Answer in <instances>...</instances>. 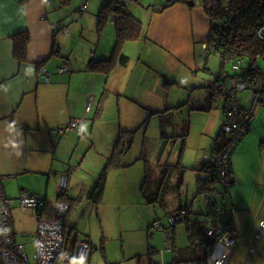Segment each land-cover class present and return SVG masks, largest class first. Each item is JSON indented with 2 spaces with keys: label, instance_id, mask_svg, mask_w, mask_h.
<instances>
[{
  "label": "crops",
  "instance_id": "0c3cea01",
  "mask_svg": "<svg viewBox=\"0 0 264 264\" xmlns=\"http://www.w3.org/2000/svg\"><path fill=\"white\" fill-rule=\"evenodd\" d=\"M110 1L76 0L77 4L71 6V0L67 5L62 6L59 0H0V175L3 178L2 187L6 197L10 198L3 185L6 180H16L18 186H21L17 188L19 191L29 189L28 192L45 198L50 203L56 200L68 202L70 209L64 224L66 232L70 231L69 237L73 239V243L64 248L67 253L73 249L76 239L89 244L92 250L95 249L91 239L94 233L92 228L96 222L101 224V205L105 202L106 193L103 189L102 198L100 197L98 201L94 200L91 197L97 184L95 177L81 183L78 175L80 171L77 167L65 169L62 164L58 167L54 166L52 162L57 155L56 152L48 154V159L43 156L46 160L40 164L43 160L40 158L41 154L51 151L54 145L56 148L53 151H56L64 146L68 147L72 141L81 139L83 134L80 130L88 129L86 122L90 121L94 108H96L94 117L98 115L99 106H101L99 99L105 93L116 95L120 100L119 104L123 102L125 107L128 104L131 107V113L135 112L134 110H140L143 113L148 111L153 117L164 112L170 115L169 110L177 109L179 106L174 104L169 106V100L165 98L163 88L178 84L179 80L174 79L178 78V71L186 70L196 74V71L200 70L201 59L203 58L204 62L207 60L202 46L207 44L210 22L200 9L197 10L194 7V4L188 5L186 2L179 1L165 8L167 0L164 5L157 3L151 5L146 0H128L124 9L140 22L139 38L125 42L120 47L113 62L114 67L107 74L90 70L89 63L110 58L114 50L115 27L109 19L101 23L99 15ZM197 1L200 2V0ZM72 20L73 24L69 29L67 24H71ZM63 28L67 29L66 34L60 32ZM91 31L92 38L89 41L86 36ZM207 31L208 36L205 41ZM21 32H26L28 35L25 55L22 59L14 55V37ZM77 34L89 45L80 58L77 56L71 65L68 58L64 55L62 57V53L53 55L54 44L59 45L57 41H61L64 45ZM54 56L63 59L61 64L57 62L59 66L56 68L54 65H49L51 61H54L52 60ZM124 56L125 64L117 63L118 59ZM61 66L67 67L69 72L58 74L56 69ZM201 68L205 71L209 70L206 65ZM42 70L50 74L49 83L40 78ZM221 72V70L214 71L213 82ZM233 75L235 74L229 77ZM234 79L236 80V78H229V83H233ZM262 81L264 84V79ZM146 87L151 88L152 94L157 99L147 98V91L143 90ZM94 88H99L100 96L95 93ZM209 94L207 87L206 95L200 100L202 104L193 105L190 109L199 111L196 108L208 107V105L211 108L213 102L219 100L215 97L211 98ZM236 95L239 107L243 109L248 107L251 97L249 92H239ZM88 102L90 106L87 110ZM219 102L221 103L219 114L221 126L224 114L223 102ZM133 115L139 118L142 116ZM73 119L82 121L79 129L60 135L59 131L65 129L69 121ZM120 131L121 129L115 128L107 130L105 141L110 144L108 156L112 154V147ZM219 131L220 127L212 136L210 150L208 153L205 152V155L209 154L215 143L219 141ZM231 156L229 180L231 185L226 200L233 208L231 217L239 232V244L241 242L242 245L251 244L249 247L251 250L260 245L264 231V229L260 230V222L264 219V104L257 106L253 122ZM202 161L193 167V170L201 174L197 176L196 181L207 177L201 169ZM184 169L185 167L182 170ZM63 175L68 176V184L67 191L61 197L58 186L60 177ZM43 176L48 177L51 189L47 188V183L44 189H41L42 185L37 178ZM29 178H34L40 186L38 187ZM172 178L173 175L168 179L172 181ZM180 179L182 181L180 180L179 185L177 182L172 194L176 195V204L168 208L166 207L168 202L163 200L165 205L162 208L166 213L168 212V219L180 209V205L191 203L187 197L184 199L181 195L183 176ZM194 194L201 199L203 197L197 194V189ZM171 202L169 201V204ZM192 205V203L191 206L189 205L188 219L193 212ZM13 210L17 212L18 209L14 207L11 212ZM18 211L21 213L20 210ZM195 215L199 216L198 213ZM201 215L204 216L203 213ZM154 222L162 225L159 220ZM12 223L14 225L13 219ZM175 227L176 225L172 229ZM34 233L35 230L32 233L33 236ZM252 233H254V239ZM257 235H259L258 239L255 238ZM15 240L20 244L16 238ZM21 245L25 247V244ZM261 248H264V244ZM72 261L76 260L59 261L58 264H69Z\"/></svg>",
  "mask_w": 264,
  "mask_h": 264
},
{
  "label": "rangeland",
  "instance_id": "374dc122",
  "mask_svg": "<svg viewBox=\"0 0 264 264\" xmlns=\"http://www.w3.org/2000/svg\"><path fill=\"white\" fill-rule=\"evenodd\" d=\"M146 1L151 5L156 3L164 5L165 3V0ZM195 1L194 7L203 12L202 6L197 0ZM70 4L71 6L76 5V0H72ZM72 24L73 20L71 24H67V27L70 29ZM207 30L209 31L208 27ZM208 31L205 33V41ZM86 37L90 41L92 31ZM57 43L62 57L64 55L65 58H68L71 65L74 63V59L77 56L80 58L89 47L79 34L72 36L71 40L64 45L61 41H57ZM206 59V62L203 58L201 59L203 64L201 63L200 70H197L196 74L186 70L178 71V78H174L179 80L178 84L163 88L165 98L169 100V106L173 104L179 106L177 109L169 110L170 115L164 112L153 117L148 111L143 113L140 110V112L134 110L135 112L131 113V107L128 104L125 107L123 102L119 104L120 100L116 95L105 93L99 99L101 106H99L98 115L94 117L96 112V108H94L89 118L90 121L86 122L89 126L88 129L80 130V133L83 134L81 139L72 141L68 147L64 146L56 151H53L56 148L54 145L51 151L41 154L40 158L43 160L40 164L48 159V154L56 152L57 155L52 162L54 166L58 167L59 164H62L65 169L77 167L80 171L78 175L81 183L88 182L93 177H95L96 183L102 172L106 178L104 184L106 199L101 205L102 221L101 224L96 222L92 228L94 233L91 239L95 249L93 248L90 258L88 257V263L76 260L69 264H169L172 261L185 260L180 259L183 257L186 259L202 257L205 247L203 229L206 227V219L204 216H200L204 212L202 199L194 194L197 189L195 181L201 174L193 170V167L200 163L205 156L204 153H208L210 150L212 136L220 127L221 103L214 101L208 112L190 108L193 105L202 104L200 100L206 95L209 83L214 80V71L221 70L229 75L235 74L231 70L232 63H225L224 67H221L220 59L213 54ZM52 60L54 61L50 60L49 65H54L56 68L63 59L54 56ZM258 64L264 74V61L259 59ZM204 65L209 67L208 71L202 70L201 67ZM143 90L147 91V98L157 99L152 94L151 88L146 87ZM94 91L100 96L99 88H94ZM133 114L142 116L139 118ZM111 128L132 132L133 139L129 150L119 160L121 167H110L104 171L106 160L110 157L108 156L110 144L105 141L106 133ZM185 132L187 136L184 137L183 144L182 136ZM179 160L180 165L185 169L182 172L177 167H173L166 176L170 178L173 175L172 181L163 184L161 193L164 196L163 200L168 202L166 207L170 208L172 204H176V195H172L174 194L173 188L183 176L181 195L184 199L187 197L193 204V212L189 217L190 220L188 219L189 222H179L172 229L168 227V212L166 213L165 209L157 203L149 204L140 190L143 187L145 175H147L144 191L146 196L153 198L159 192V185L162 183V167L165 169V164H176ZM49 164L51 165V163ZM29 179L38 187L40 186L34 178ZM23 180L26 181V179ZM37 180L42 185L41 189H44L46 183L47 188L51 189L47 176L37 178ZM3 186L8 197H18L19 189L17 188L21 186H18L16 180H6ZM169 201L172 202L169 204ZM191 203L188 205L191 206ZM16 206L17 202L12 208ZM21 213L18 210L17 212L13 210L10 213L14 220L15 238L20 244H25L28 262L34 264L32 233L35 230V222L31 216H28L29 214ZM197 213L198 217L195 215ZM196 218L199 222L194 224L193 230H191L193 235V241H191V231L189 232L187 227L193 222L192 219ZM156 220L162 223L163 231H157L152 227ZM200 227L203 229L201 230ZM252 235L254 239V233ZM263 244L264 231L261 235L260 245L254 251L249 248L251 244L242 245L241 242L232 253L228 264H264V248H261ZM168 248L172 251L169 252Z\"/></svg>",
  "mask_w": 264,
  "mask_h": 264
},
{
  "label": "built area",
  "instance_id": "2783aa9c",
  "mask_svg": "<svg viewBox=\"0 0 264 264\" xmlns=\"http://www.w3.org/2000/svg\"><path fill=\"white\" fill-rule=\"evenodd\" d=\"M188 1V0H186ZM115 6H124L128 0H115ZM85 8V7H83ZM116 16L109 17V21L114 24ZM225 25V24H223ZM67 33V29L60 31ZM258 37L264 40V26L256 31ZM204 53L210 50L207 44L203 45ZM232 62V69L241 72L246 67L243 58H236ZM58 74H65L69 69L65 66L57 68ZM226 74H222L219 82L210 84L213 96L223 102L224 115L223 123L220 126L222 141L215 144L210 153L203 156L204 165L209 167L213 173L210 178L214 181L212 188L203 193L202 202L204 206V218L206 227L204 235L206 238L202 257L187 261H172L169 264H228L232 253L239 244V232L232 222L233 208L227 203L228 191L230 188L231 175V155L235 152L239 142L244 137L246 130L250 127L254 119V112L258 105L264 104V85L257 76H244L237 78L233 83L227 85ZM40 78L46 83L51 81L50 74L40 71ZM249 92L251 95L248 107H239L236 93ZM90 101V100H89ZM90 102L87 104V110ZM81 120H70L66 128L59 131L64 133L78 130ZM0 175V264H28V257L24 245L18 244L15 240V232L11 218V210L15 202L16 208L24 214H29L36 222V229L33 236L34 244V264H55L57 261L81 260L88 262L91 248L89 244L76 239L73 249L67 253L64 249L65 218L68 214L69 204L66 200H56L52 203L32 194L27 190H20L16 199L7 198ZM68 176L60 177V193L67 191ZM189 205H185L169 217V227H174L179 222H184L189 214ZM155 230H163L159 222L153 223ZM264 229V219L260 222V230ZM259 235L256 236V239ZM168 251L171 250L168 248ZM254 251V248H251Z\"/></svg>",
  "mask_w": 264,
  "mask_h": 264
},
{
  "label": "trees",
  "instance_id": "16d2710c",
  "mask_svg": "<svg viewBox=\"0 0 264 264\" xmlns=\"http://www.w3.org/2000/svg\"><path fill=\"white\" fill-rule=\"evenodd\" d=\"M71 0H59V4L62 6L67 5ZM115 0H111L108 5L104 7L101 11L100 18L101 23L106 22L110 16H116L115 23L113 26L115 27L116 32V42L114 45V50L112 56L106 59H98L89 63L88 67L92 71H101L107 74L114 66L113 62L118 54V50L120 47L128 41H133L138 39L140 36L141 25L140 22L135 19L129 12L124 9V6H115ZM186 2V0H167V4L164 6L165 8L171 5L172 3L177 2ZM203 8L204 16L207 17L210 22V31L208 33V39L206 41L207 46L210 48L207 53H204L205 58H208L210 55L218 56V59L221 61V67H224L225 63H232L236 58H243L246 67H243L241 72H235V75L229 77L228 73H225L226 76L225 82L227 85L231 86L229 83V78H241L244 76H257L261 79H264V74L262 73L261 69H259L258 60L261 59L264 61V40L260 39L256 33L259 28L264 26V0H200L199 2ZM194 4V3H193ZM192 4V5H193ZM225 24V25H223ZM15 56L17 58L22 59L24 57L28 35L26 32H21L15 35ZM53 55H57L59 52L58 46L54 44ZM126 57H121L118 59L117 63L124 65ZM43 63V62H42ZM240 73V74H239ZM223 71L217 75V79L214 82H219L222 79ZM235 80V79H234ZM263 82V81H262ZM213 83V82H212ZM264 85V84H263ZM209 96L215 97L212 95L210 86L208 87ZM216 98V97H215ZM238 101V98H237ZM239 104V102H238ZM224 106V105H223ZM222 106V107H223ZM240 106V105H239ZM199 111L208 112L210 111V105L208 107L196 108ZM223 114H224V107H223ZM225 118V115H224ZM224 121V120H223ZM223 123V122H222ZM222 125V124H221ZM249 129V128H248ZM247 132V130H246ZM133 133L129 131L121 130L118 139L112 147V154L109 157L105 165L104 171L107 168L114 167L119 168L121 167V163L119 160L125 155L128 147L132 143V136ZM187 134L182 136L183 140L182 143L184 144V137ZM222 134L220 132L219 141L215 144H220L222 141ZM180 160L176 164H167L165 165V169L162 170V184L159 185V192L154 195V197L146 196L145 194V183L148 179L147 175H145L143 181V187L141 188L142 196L145 197L146 201L149 204L158 203L164 207L163 197L161 193V189L163 184H168L170 181L166 176L172 171L173 167H177L179 170L183 171V166L180 165ZM203 162V161H202ZM203 171L206 173V178H199L197 182V194L203 195L212 188L214 181L210 178L209 175L213 173V171L204 165L203 162ZM102 175L99 177L97 184L95 185V191L92 194L91 198L98 201L100 197H102L105 183V175L103 172ZM182 181V179H180ZM179 181V182H181ZM178 182V183H179ZM180 184V183H179ZM174 189V188H173ZM63 194L60 196L62 197ZM187 204L180 205L179 208L185 206ZM188 206V205H187ZM178 208V209H179ZM70 209V207H69ZM185 222H189L188 218ZM198 219H193V222L188 224V231L190 232L193 230L194 224H196ZM153 226V225H152ZM203 227V225H202ZM201 228V230L204 228ZM205 229V228H204ZM203 229V231H204ZM200 230V231H201ZM204 234V232H203ZM70 231L64 232V247L71 245L73 243V239L69 237ZM205 237V236H204ZM190 240L193 241L192 231L190 234ZM206 241V238H205ZM91 248V247H89ZM92 252V248L90 253ZM90 256V254H89ZM195 257L186 259V257L180 258L183 261L193 260ZM59 261L55 262L58 264Z\"/></svg>",
  "mask_w": 264,
  "mask_h": 264
},
{
  "label": "water",
  "instance_id": "95a60500",
  "mask_svg": "<svg viewBox=\"0 0 264 264\" xmlns=\"http://www.w3.org/2000/svg\"><path fill=\"white\" fill-rule=\"evenodd\" d=\"M192 4H193V2H192V1H189V2H188V5H192Z\"/></svg>",
  "mask_w": 264,
  "mask_h": 264
},
{
  "label": "clouds",
  "instance_id": "9594fccd",
  "mask_svg": "<svg viewBox=\"0 0 264 264\" xmlns=\"http://www.w3.org/2000/svg\"><path fill=\"white\" fill-rule=\"evenodd\" d=\"M188 1H191V0H188Z\"/></svg>",
  "mask_w": 264,
  "mask_h": 264
},
{
  "label": "flooded vegetation",
  "instance_id": "af4514ba",
  "mask_svg": "<svg viewBox=\"0 0 264 264\" xmlns=\"http://www.w3.org/2000/svg\"><path fill=\"white\" fill-rule=\"evenodd\" d=\"M161 184H162V183H161ZM161 184H160V185H161Z\"/></svg>",
  "mask_w": 264,
  "mask_h": 264
}]
</instances>
